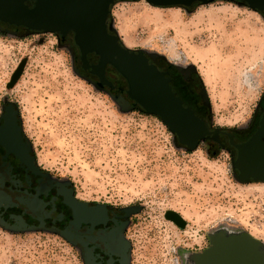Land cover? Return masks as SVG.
Wrapping results in <instances>:
<instances>
[{
    "label": "rangeland",
    "instance_id": "374dc122",
    "mask_svg": "<svg viewBox=\"0 0 264 264\" xmlns=\"http://www.w3.org/2000/svg\"><path fill=\"white\" fill-rule=\"evenodd\" d=\"M109 28L129 49L193 69L212 127L248 126L264 87L261 13L233 0L191 8L116 1ZM78 55L72 34L0 27V113L16 105L38 164L78 199L130 210L128 264H194L214 238L242 233L264 256L254 221L264 183L238 182L227 149L203 140L188 150L158 117L124 108L116 98L125 97L83 75ZM0 264L84 261L56 231L0 226Z\"/></svg>",
    "mask_w": 264,
    "mask_h": 264
},
{
    "label": "water",
    "instance_id": "95a60500",
    "mask_svg": "<svg viewBox=\"0 0 264 264\" xmlns=\"http://www.w3.org/2000/svg\"><path fill=\"white\" fill-rule=\"evenodd\" d=\"M116 1L137 0H0V21L8 25L23 27L30 32L53 33L61 37L71 33L73 42L80 51L83 69L91 67L102 84L106 82L104 69L113 67L127 82L128 98L134 101L130 105L123 98L116 101L124 108H139L146 114L154 115L175 136L177 144L195 149L200 142L211 136L215 138L219 129H209L206 122L194 111L183 106L169 84V78L160 71L144 51L125 47L117 33L109 28L110 9ZM156 7L191 8L195 4H207L211 0H144ZM255 11H262L264 0H237ZM98 57V63L90 66L87 54ZM11 105L6 107L11 111ZM15 111L4 116L5 126H14ZM264 117L255 133L241 143L230 144L236 149L232 168L235 179L240 183H264ZM72 207L84 206L70 196L66 201ZM103 208L104 205H98ZM77 223V222H76ZM0 226L11 230L34 229L18 228L0 219ZM62 237L68 233L58 232ZM85 248L84 264H94L95 259ZM74 244V243H73ZM257 241L242 233L230 237L214 238L211 247L195 258L194 264H264V256L257 248ZM121 264H128L130 244L122 240Z\"/></svg>",
    "mask_w": 264,
    "mask_h": 264
},
{
    "label": "flooded vegetation",
    "instance_id": "af4514ba",
    "mask_svg": "<svg viewBox=\"0 0 264 264\" xmlns=\"http://www.w3.org/2000/svg\"><path fill=\"white\" fill-rule=\"evenodd\" d=\"M238 3L243 2L233 0ZM197 5V4H195ZM194 5V6H195ZM245 5V4H244ZM264 17L263 10L260 11ZM0 27L22 30L23 27L8 25L0 21ZM71 33L60 36V39L68 37ZM73 37V35H72ZM79 69L83 75L95 82L99 87L108 90L114 95H122L130 105L134 101L128 98L126 80L110 65L104 69L106 82L102 84L99 77L91 71V67L83 69L78 49ZM90 66L98 63V57L87 54ZM160 71L169 78L172 91L178 96L183 106L191 108L194 113L203 119L209 129H214L206 117L208 109L205 102L202 84L196 72L189 67H178L172 63H166L159 57H149ZM11 105V111H15L16 123L6 127L4 116H7L6 107ZM264 117V87L257 99L256 109L249 124L245 128L225 129L218 128L215 138L211 136L206 142H213L221 148H225L235 160L236 149L230 144L241 143L250 138ZM264 140V137L262 138ZM70 196L73 199L86 203L84 206L72 207L67 204ZM98 205H104L103 208ZM128 209H114L105 204L85 202L77 198L73 187L63 181L52 178L37 162L29 142L23 132L19 111L15 104L6 103L0 113V219L11 226L25 228L36 227L50 229L56 232H66L67 241L78 245L83 255L85 248L79 243L83 241L87 250L94 257V264H121L122 240H126L125 231L128 227ZM167 218L177 225L181 222L172 214ZM77 222V223H76ZM127 241V240H126Z\"/></svg>",
    "mask_w": 264,
    "mask_h": 264
},
{
    "label": "built area",
    "instance_id": "2783aa9c",
    "mask_svg": "<svg viewBox=\"0 0 264 264\" xmlns=\"http://www.w3.org/2000/svg\"><path fill=\"white\" fill-rule=\"evenodd\" d=\"M255 216L256 217L254 221H256V225L262 231H264V204L259 207L258 211L255 213Z\"/></svg>",
    "mask_w": 264,
    "mask_h": 264
}]
</instances>
